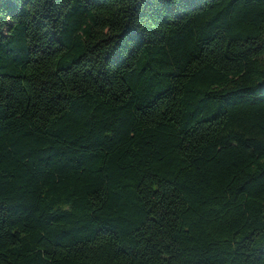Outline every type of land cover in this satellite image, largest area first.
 Here are the masks:
<instances>
[{
    "label": "trees",
    "instance_id": "1",
    "mask_svg": "<svg viewBox=\"0 0 264 264\" xmlns=\"http://www.w3.org/2000/svg\"><path fill=\"white\" fill-rule=\"evenodd\" d=\"M0 264H264V0H0Z\"/></svg>",
    "mask_w": 264,
    "mask_h": 264
}]
</instances>
